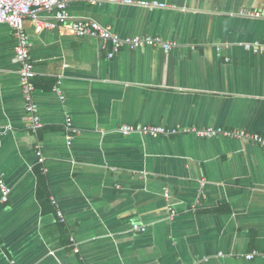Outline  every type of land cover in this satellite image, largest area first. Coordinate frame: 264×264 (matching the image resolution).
Listing matches in <instances>:
<instances>
[{"label": "crops", "instance_id": "1", "mask_svg": "<svg viewBox=\"0 0 264 264\" xmlns=\"http://www.w3.org/2000/svg\"><path fill=\"white\" fill-rule=\"evenodd\" d=\"M158 1L170 7L75 0L69 19L38 32L25 20L37 132L27 126L15 37L0 23V176L11 187L0 202V264H264L263 256L244 257L264 252L263 146L119 130L149 123L264 136V52L242 46L264 42V17L238 14H264V0ZM75 19L173 46L124 47L108 58L102 40L69 32ZM66 115L73 131L64 129Z\"/></svg>", "mask_w": 264, "mask_h": 264}, {"label": "built area", "instance_id": "2", "mask_svg": "<svg viewBox=\"0 0 264 264\" xmlns=\"http://www.w3.org/2000/svg\"><path fill=\"white\" fill-rule=\"evenodd\" d=\"M75 0H0V23L7 24L15 37V44L13 48L14 57L19 64L18 74L20 88L25 104V113L28 120V128L32 132H37L42 126L40 119L39 108L33 99L34 85L32 78L35 75L34 66L31 61L30 47L31 42L29 35L25 29V20L29 18L34 25L35 31H40L44 28H54L58 22H65L69 19L68 4ZM91 4H98L103 0H86ZM116 1V0H112ZM126 4H133L144 8H167L169 4L160 2L158 0H121ZM47 13L51 15V19L44 17L42 14ZM238 14L246 18H262L264 14L254 9H240ZM67 29L71 34L78 37H94L102 40L109 46L107 50V57H114L122 48L129 49L143 48L160 45L164 50H169L173 43L164 41L160 36L151 35H133L122 37L117 34L108 25H103L95 20L75 19L66 23ZM245 50L253 53L264 52V42L255 40L252 42H244L242 44ZM54 91L60 94L63 98L59 86L54 87ZM65 131H73L71 117L66 115L63 123ZM124 135L130 133H139L147 136H169L180 133L193 134L197 137H214L223 136L227 138H236L243 141L252 142L264 147V136L249 132L243 129H226L222 127H184L176 129L174 127H165L157 124H122L119 128ZM71 142L68 139L67 143ZM36 157L37 161L42 164L43 157L41 151V143L36 142ZM42 170L44 168L42 167ZM11 194V187L8 186L3 178L0 176V202L8 201ZM164 196L168 197V192H164ZM52 203L55 204L53 198ZM174 213V210L171 211ZM58 216L63 219L60 210L57 211ZM133 230L143 232L146 230L145 226L133 224ZM74 251H78V246L74 242ZM218 256H223L222 251L217 253ZM263 256L264 252L252 251L244 254L248 260L255 256ZM206 260V258H205Z\"/></svg>", "mask_w": 264, "mask_h": 264}, {"label": "trees", "instance_id": "3", "mask_svg": "<svg viewBox=\"0 0 264 264\" xmlns=\"http://www.w3.org/2000/svg\"><path fill=\"white\" fill-rule=\"evenodd\" d=\"M43 165L39 162H36V164L33 167L34 170V174L36 175L37 178V194L38 196H44V194L47 193L46 190V182H45V177H44V173L42 170Z\"/></svg>", "mask_w": 264, "mask_h": 264}]
</instances>
